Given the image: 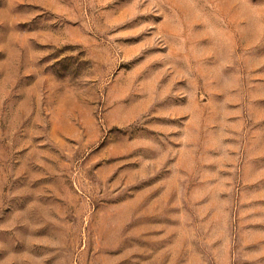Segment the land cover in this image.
<instances>
[{"label":"rangeland","instance_id":"rangeland-1","mask_svg":"<svg viewBox=\"0 0 264 264\" xmlns=\"http://www.w3.org/2000/svg\"><path fill=\"white\" fill-rule=\"evenodd\" d=\"M0 264H264V0H0Z\"/></svg>","mask_w":264,"mask_h":264}]
</instances>
